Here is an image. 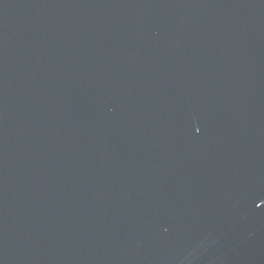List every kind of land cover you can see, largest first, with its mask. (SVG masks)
<instances>
[{"label":"water","instance_id":"1","mask_svg":"<svg viewBox=\"0 0 264 264\" xmlns=\"http://www.w3.org/2000/svg\"><path fill=\"white\" fill-rule=\"evenodd\" d=\"M0 264H264V0H0Z\"/></svg>","mask_w":264,"mask_h":264}]
</instances>
